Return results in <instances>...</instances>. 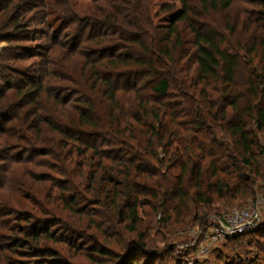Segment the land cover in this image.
Returning <instances> with one entry per match:
<instances>
[{
    "label": "trees",
    "instance_id": "trees-1",
    "mask_svg": "<svg viewBox=\"0 0 264 264\" xmlns=\"http://www.w3.org/2000/svg\"><path fill=\"white\" fill-rule=\"evenodd\" d=\"M19 1L0 0V19L2 14L5 17L0 21L1 41L33 32L14 13L21 10ZM91 1L93 16L83 20L67 49L81 56L80 75L87 69L93 74L90 95H78L67 120L43 119L41 127L34 117L30 131L40 134L39 139L48 130L54 132V144L41 146L35 154L53 158L60 179L45 175L42 188L28 186V197L14 196L15 209L0 205L1 215L22 224L8 228L6 248L35 258L36 264H65L59 245L71 248L83 237L69 214L78 222L89 216L75 200L97 199V204L112 209L109 220L127 222L126 229L136 234L122 250L112 252L115 264H155L145 242L147 234L139 230L142 206L161 221L181 223L190 217L186 214L190 203L209 208L213 199L258 197L254 186L264 179L258 161L264 157V144L256 142L247 120L264 133V0H256L261 8L260 35L244 49L247 57L258 53L259 63L243 88L236 82L239 51L223 46L214 31L192 26L187 0H178L177 9L174 3H164L156 12L152 0ZM199 1L204 11L225 10L232 3ZM44 3L39 0L32 8ZM186 22L190 36L181 30L180 24ZM81 43L87 49L80 51ZM0 70L10 69L0 65ZM40 84L26 81L13 90L27 99L31 90L39 93ZM12 86L0 88V100ZM22 106L15 113L0 112V134L8 133L2 121L22 119ZM219 129L227 133V141L216 137ZM75 175L84 183H74ZM35 198L42 199L39 206L30 201ZM25 209L29 211H21ZM198 219L206 224L205 217ZM89 222L100 230L99 223ZM96 253L106 254L101 246L93 249ZM137 254L145 258L139 261ZM258 261L264 262V249L244 264Z\"/></svg>",
    "mask_w": 264,
    "mask_h": 264
},
{
    "label": "rangeland",
    "instance_id": "rangeland-1",
    "mask_svg": "<svg viewBox=\"0 0 264 264\" xmlns=\"http://www.w3.org/2000/svg\"><path fill=\"white\" fill-rule=\"evenodd\" d=\"M44 1L43 7L38 5L36 8H32V5H36L39 0L19 1L21 10L14 13L19 15V21L33 32L18 34L9 41L0 40V65H7L11 70H0V88L8 83L13 85L11 90L2 93L0 112L15 113L19 109L18 105H23L19 111L21 115L23 113L22 119L1 122L8 133L0 134V205H7L14 209V196L28 197L30 194L28 186L35 190L42 188L44 183L41 182V178L45 175L53 177L55 181L60 179L55 170L57 162L51 157L35 154L36 149H40L41 146L54 144L52 141L54 132L47 129L48 132L39 139L40 134L30 131L34 127V117H38L41 127L45 120L55 122L72 118L71 112L73 113L76 105L74 100L79 97L78 95L85 96L87 93L90 95L89 84L94 79L88 69L83 75L78 73L81 56L76 50L72 53L67 51L71 37H77L80 33L83 20L93 16L92 9L95 8L93 2L91 0ZM164 3H174L176 9L181 7L178 0H152V12L158 11ZM187 3L191 8L189 23L192 26L201 31H214L215 35L222 39L223 46L239 51L241 67L236 73V82L240 87H245L252 77L251 69L259 63L258 53L249 54L248 58L244 50L250 47L255 37L258 38L260 35L257 20L260 18L258 12L261 8L256 4V0H232L229 8L216 11L202 10L199 0H187ZM163 13L160 12V15ZM3 17L4 14L1 18L4 19ZM180 26L184 34L191 35L187 22ZM54 41L58 45L54 44ZM49 45H51L50 48ZM86 46L81 43L78 49L83 51L87 49ZM25 47L31 50H26ZM250 59L251 64H249ZM26 81H41L39 93L35 94L34 90H31V96L28 95L27 99H33L31 102L22 99L20 93L13 90L14 86ZM227 112L232 115L229 108ZM247 127L255 131L256 142L262 146L264 133L254 129L252 119L247 120ZM216 137L226 141L229 139L227 133L220 129L216 131ZM19 159L21 161H18ZM30 160L31 162H28ZM258 161L264 169V157L259 158ZM79 181L84 183L83 179L75 175L73 182L79 183ZM45 184L47 185L46 182ZM254 189L259 193L256 199L260 202L259 225L253 230L217 242L202 253H198L196 247L209 233L216 217L234 208L247 206L254 201L213 199L209 208L194 207L190 203L189 212L186 213L190 214V217L185 218V221L181 223L161 221L150 208L142 206L144 212H139L138 215L141 219L139 230L147 234L145 242L153 255L155 264H244L254 259L257 253L264 249V179L259 180ZM30 201L37 206L42 203V199L37 198ZM75 201L76 205L83 207L85 212L89 213V216L88 218L80 217L81 221L78 222L76 216L69 214L70 220L72 219L77 226V232L83 237L76 240L75 246L71 248L59 245L64 263L115 264L112 252L122 250L127 239L136 236L135 232H129L126 229L127 222L118 223L116 219L109 220L113 214L112 209L97 204V199H76ZM146 201L148 203L151 199ZM194 217L197 220H194ZM200 217H205V225L199 223ZM14 219L15 217L0 214V264H36L35 258L6 248L8 244L5 241L11 233L8 228L22 225ZM89 220L99 223L100 230L96 231ZM97 246H101L106 254L96 253L94 256L93 249ZM135 258L140 261L145 256L137 254ZM51 260L48 258L49 262ZM257 264H264V262L258 261Z\"/></svg>",
    "mask_w": 264,
    "mask_h": 264
},
{
    "label": "built area",
    "instance_id": "built-area-1",
    "mask_svg": "<svg viewBox=\"0 0 264 264\" xmlns=\"http://www.w3.org/2000/svg\"><path fill=\"white\" fill-rule=\"evenodd\" d=\"M259 204L255 200L247 206L234 208L217 216L209 233L197 245V252H205L217 242L255 229L261 219Z\"/></svg>",
    "mask_w": 264,
    "mask_h": 264
}]
</instances>
